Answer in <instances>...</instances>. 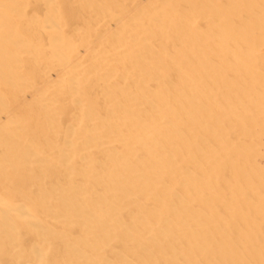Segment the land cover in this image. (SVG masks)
Listing matches in <instances>:
<instances>
[{
	"label": "bare ground",
	"instance_id": "1",
	"mask_svg": "<svg viewBox=\"0 0 264 264\" xmlns=\"http://www.w3.org/2000/svg\"><path fill=\"white\" fill-rule=\"evenodd\" d=\"M0 264H264V0H0Z\"/></svg>",
	"mask_w": 264,
	"mask_h": 264
}]
</instances>
